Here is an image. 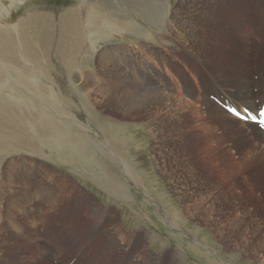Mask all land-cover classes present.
I'll use <instances>...</instances> for the list:
<instances>
[{
    "label": "rangeland",
    "instance_id": "1",
    "mask_svg": "<svg viewBox=\"0 0 264 264\" xmlns=\"http://www.w3.org/2000/svg\"><path fill=\"white\" fill-rule=\"evenodd\" d=\"M167 1H170L168 3L170 9L165 10V13H160L162 15L161 23L155 21L154 26H150L139 15L133 17L134 15L130 10L125 11L126 0H0V53L6 56L8 61L12 62L13 60L12 63L15 67L19 66L17 59L22 63L24 62L22 46L26 32L20 26L23 21L29 18H45L51 22L56 20L58 22L62 13L75 12L77 9L86 7L92 11L91 15L88 16L89 18L86 19L88 22L84 24L89 31L94 33L99 31L102 35H109L112 29L111 36L115 37L116 41L110 43L112 48L110 52L113 54L108 57L116 58L111 65L119 73L120 87L126 84L127 89L137 87L138 85H135L134 80L141 79L140 74L133 72V68L129 67L130 64L124 61V58L121 61L122 52L120 50H122L121 44H123L132 47L131 51L134 50V58L141 59L145 56V60L151 63L152 67H149L150 77H153L155 81L168 84L169 87L172 86L171 89L174 88L172 96L163 95L165 100H162L161 106H146L147 104L141 101L143 104H141V109L134 110L130 117H123L121 113L113 112L114 107L112 106L110 107L112 111H109L108 107L111 104L108 102L109 98L105 99L96 92L97 95L94 96L93 90L90 91L92 95L89 93L90 97L87 88L85 90L86 83H91L84 77L85 72L90 73L91 80L98 81L96 82L97 86L103 87L102 83L107 82L106 79H101L97 74L103 76L98 71V65L103 64L101 54L108 42L106 41V43L102 37L98 39L96 36L92 37L93 43L96 45L94 54L84 55L81 61L86 62L84 65L88 66L89 69H78L73 74L60 76V78L67 77L66 79L71 81L70 85L67 80L65 83L55 73V66L61 64L59 59L55 63L53 61L51 65L48 64L53 59V54L56 53V50L53 49L54 46L48 47L49 51H54V53L48 52L52 58L47 57V60H42L45 63L43 66H50L51 70L49 69L50 71L48 70L43 78L37 76L42 86L41 89L38 85L31 87L30 90L23 89L16 85L15 81L7 78L9 76L7 72L0 74V125L4 130L7 128L6 122L10 123L11 128H13L12 134H18L19 141L22 138L27 140V145H15L17 142H9L5 138L6 135L0 133V236L6 238L5 232L7 230L14 232L13 237L9 238V242H7L9 246L13 244L14 248L0 249V264H98L96 259L95 261L88 260V252L79 250V248L84 243H91L90 239L94 233L97 234L102 231L106 233L107 228H111V239L117 238L114 236L117 226L119 228L128 227V229H132L129 230L130 232H136L140 228L144 230L148 228L150 237L153 233L152 237L156 239L153 240L154 242L161 243L168 240L174 246V261L172 263V260L169 259L168 264H224L220 259H225L230 264H264V178L259 177L258 171L252 167L249 161L242 169L241 161L238 158L240 156L239 148L232 143L231 139L226 140L227 137L223 134L228 135L230 133L225 132V126L222 123L210 122L211 125H208L209 120L201 118V114H197L200 113L199 111L204 114H211L201 99V90L205 87L201 80L204 73L201 68L203 61L197 58V53H195L191 42L181 41L176 36L177 33H181L179 29L176 31V26L168 27V24L174 19L175 10L181 3L196 9L195 23L199 17L197 12L203 7L206 9L204 10L207 15L205 20L208 23L204 35L207 44L211 45L207 49L212 52V55L215 53L219 55L214 61L219 60L220 49L228 50L231 45H246L254 53H249L247 61L239 63L237 67L244 66L247 68L254 82H258L260 79L264 82V77H262L264 76V0ZM92 5L95 8H89ZM103 10L106 12L104 13ZM105 14L108 15V19H105ZM92 15L99 24H104L105 21L107 24L110 20L116 21L122 15L132 18L139 27L138 29L146 33L145 37L140 35L138 30L135 33L120 31L116 25L107 24L108 27L106 26L103 30L97 29V26L95 27L90 23ZM178 17L182 20L186 18L183 15H178ZM99 20L102 21L98 22ZM185 25L189 31L196 30L197 27L187 20ZM218 30L222 33L220 34ZM44 31L46 40H50L54 36V29L51 31L45 26ZM165 33L167 35L163 36ZM125 34L127 35L124 38ZM162 37L168 42L161 40ZM85 45V48L88 49V44ZM244 47L239 46L238 52L246 53L247 50H242ZM208 51H206L207 54H209ZM223 54L222 60H226L225 65H227L229 63L227 61L231 62L227 56L230 57L231 55L229 52H223ZM261 54H263L262 57ZM256 57H261V60L259 61ZM254 59L257 64L250 61ZM134 60L137 62L136 59ZM211 62L213 59H210L207 62L209 64L205 63V65L209 67ZM14 66L11 67L10 65V68L15 77H18L21 67H17L16 70ZM13 74L10 73V78ZM163 74L166 78L162 77ZM57 78L58 80H56ZM185 80H188L190 85V95L185 92L187 90ZM230 80L234 83L232 79ZM31 81L34 79L32 78ZM113 82L119 83L118 80H113ZM207 82L212 84L210 78L207 79ZM167 92L170 93V89ZM167 92L166 94H168ZM86 97L91 100L98 99L94 102H88ZM40 98L45 99L46 102ZM69 98L80 106L81 112L77 114L75 111L73 113L69 107L62 104L60 112L56 113L57 105L61 102L57 99ZM110 98L115 100L117 98L116 101H121L122 96L121 94L118 97L112 95ZM167 99L172 101L169 108L166 105ZM211 99H214L216 104L224 109L217 95L211 96ZM261 100L262 97L256 98L254 102L260 105ZM138 101L140 100H134L132 104ZM235 107L238 112L243 114L246 112L239 105H235ZM162 109L164 110L161 111ZM195 109L198 111L197 113ZM192 110L195 111L194 116H197L192 117L193 121L190 115ZM227 113L234 116L229 110ZM107 114H115L113 119L119 116L122 121L103 119L109 116H106ZM178 117L184 120L182 124L176 122L179 120ZM209 117L211 116L209 115ZM235 118L237 121L234 123V128L231 129V133H238L236 134L237 138L242 135L251 141V136L247 133L249 130L242 124L243 120L236 116ZM101 119L102 121H100ZM197 119L199 120L196 121ZM105 120L110 122H104ZM75 121H79L83 125L81 123L76 124ZM50 122H55L54 125L58 124V130ZM196 122L204 124L201 123L202 125H200L199 123L197 125ZM203 125L207 126L204 127ZM84 126L93 130L83 131L82 127ZM193 127L195 128L193 129ZM207 127L210 129L209 131ZM100 128L102 130L109 129L107 131L113 135L115 145L133 143L130 144V147L126 146L128 160L125 159V162L131 166L135 164L137 173L140 175L139 184L142 190L139 186L140 189L134 186L135 183L131 180L130 184L129 182L123 183V186H126V193L121 192L123 190L121 189L122 186H119L121 181L129 178L122 172L113 157L111 159L105 154L104 146L98 142L100 138L107 137H99L95 134L101 130ZM191 129L195 132L194 134L192 131L190 132ZM201 135L204 136L201 137ZM42 137L44 143L40 142ZM62 138H69V147L65 148L64 155L58 154L59 152L50 146L52 145L51 142H56L57 139H60L57 141H62ZM112 138L109 141H112ZM206 138L208 139L206 140ZM130 139L132 140L129 141ZM205 140L207 141L206 144ZM208 145H211L213 150L215 149L214 152L210 151L212 148ZM112 150H114L112 152L118 153L115 147ZM97 156L99 157L97 158ZM104 156L106 157L104 158ZM24 167L33 171L29 182L27 180L29 176L22 175L23 172L17 170ZM254 173L258 174L260 179H255L252 175ZM14 175L16 176L14 177ZM128 184L129 186H127ZM148 192L151 200L154 198V202L163 207L165 203L171 206L164 208V211L168 213V219L173 221L176 226L177 222L171 219V212L175 217L174 208L177 206L181 213L184 212L187 215L185 225L183 224L184 228L182 227L187 232L186 235H181L176 231L177 229L167 226L166 220L157 205L145 198L144 193ZM124 195L128 196V199L122 198L127 203L129 202L130 211L126 213L128 217L122 220L116 209L120 205L118 198ZM108 205H110L111 210L116 211V217L102 219L96 215L94 219L88 220L87 226L82 224V221L85 220L81 218V215L80 218L73 215V213L86 211V207H88L94 216L98 210H106ZM186 205L191 207L189 208L190 212L195 209L193 217H189L186 213ZM35 219H42L43 225L41 222L40 226L38 223V227H33ZM23 220L29 221L31 226H23ZM193 227L197 228V231L188 230ZM92 231H94L93 234ZM33 232H36L35 237H31ZM58 233L61 234V238L65 242H72L73 250L52 248L56 236H60ZM54 234L57 235L54 237ZM83 238L84 240H82ZM123 238L126 242L134 239L130 234H126ZM135 238L140 240L141 236L137 235ZM191 238L193 239L191 240ZM137 239L135 242L138 241ZM212 240L217 242L215 250L216 253L218 252V258L210 254L209 248L214 247ZM75 241L79 242L77 246L74 244ZM3 244L5 243H0V246H4ZM207 244H209V248L206 247ZM253 252L257 253V257L254 256L255 253ZM161 260L160 254H152L151 258L150 256L135 258V264H161ZM129 262L131 261L129 260Z\"/></svg>",
    "mask_w": 264,
    "mask_h": 264
},
{
    "label": "bare ground",
    "instance_id": "2",
    "mask_svg": "<svg viewBox=\"0 0 264 264\" xmlns=\"http://www.w3.org/2000/svg\"><path fill=\"white\" fill-rule=\"evenodd\" d=\"M169 2L167 0H126V6L127 7H126L125 11L128 12V10H130L131 13L134 15L133 17H135L136 15H139V17H141L146 22H148L150 24V26H154V22L155 21H157L158 23H161V21H162V18H161L162 15L160 13H163L165 10H167V9L169 10L170 9V5L168 4ZM90 7L95 8L93 5L92 6H89V8ZM101 8H102V6H101ZM103 8H106V7H103ZM69 9H71V8H69ZM98 9H100V8H98ZM105 10H103L104 13L106 12ZM204 10H206V9H204L202 7L197 12V16H199V17H197L196 23H195V13H196V9H193L192 6H188L187 7V4L184 5V3H181L178 6L177 10H175L176 12H175V15L173 17L174 18L173 21L171 23H169V24L167 23L168 24V27L176 26L175 27L176 28V31H177V29L180 30L181 33H177L176 36L181 41L191 42L193 48L195 49L194 50L195 53H197V58L198 59H201L203 61V62H201L202 63L201 64V68H202V70H203L204 73L202 74V79L201 80H202V84L205 85V87L202 88V90H201V92H202V94H201V97L202 98L201 99H202V102H203L205 108L208 109L211 114H209V113L204 114L202 111H199L200 113H197L198 111L195 109L196 110V113L197 114H201V118H205V119L207 118L209 120V122L206 121L208 123V125H211L210 122L222 123L226 127V128L224 127L225 132L226 133H230L228 135H225V134L222 133L224 136L227 137L226 140L231 139L232 143L233 144H236V146L239 148V154H240V156L238 158H239V161H241V167H242V169L245 167L246 163H248V161H249L252 164V167H254L258 171L257 173H259V177H262V179H263L264 178V130L261 128L260 125H257L255 123H253L251 120H247V122L245 120H243L242 124H243V126H245L249 130V132H247V131L246 132L248 133V135L251 136V141L247 140L242 135H239L238 138H240V141H238V138L236 136V134H238V133H234V134L231 133L232 132L231 129L234 128V123L237 120H236L235 116H232V115H230V114L227 113L228 112V109L229 110H237L236 107H235V105H239L244 111H248V112L254 113L258 117V114L257 113L261 109L262 104L264 102V82L261 79L258 82H254L253 77H251V74L249 75V72H248L247 68H245L244 66L237 67L239 63L246 62L247 61V56L250 55L249 53H254V51L253 50H249L248 49V46H246V45H239V46H243V47L245 46L242 50H247L246 53H239L238 52V50H240L239 46L238 45H231V46H229V49H228L229 51L227 49H225V50L220 49L221 50V52H220V58H219L218 61H214V60H216L218 58L219 55H217L216 53H215V55L214 54L212 55V52L210 50L208 51V49H207L211 45L209 46L207 44L208 42L206 41V37L204 35V32H205V30L207 29V26H208V23L205 20L207 18V15H206V12ZM91 12L92 11L90 9H88L86 7H83V8L77 9L75 12L69 11L68 13H62L59 16V19L60 20L58 22H56L57 20L55 22H51V21H49V20H47L45 18H39V19L29 18L26 21H23L20 24V26H22L23 30L26 32V38H25V41H24L23 46H22L23 51H24V62L22 63V61H20V60L17 59V65H19L17 67H21V70L20 71L18 70L19 71L18 72L19 75L17 73L18 77H15V75L12 72V69L10 68V65H11V67L14 66L13 63H12L14 61L13 60H12V62L8 61V58L6 56L2 55L1 53H0V70H2V71H0V74H3V72H7V75H9V76L8 77L6 76V77L9 78V79H11L12 81H15L16 82V85H18L19 87H21L23 89L25 88L26 90H30L31 87H35V85H38L39 86V89H41L42 86L40 85L39 80L37 79V76H39L40 78H43L44 75L51 68L50 66H49L50 68L47 67L46 65L43 66L45 63L42 60H47L48 59L47 57H51L52 58V56L49 55L48 52H53L54 53V51H52V50L49 51L48 50V47L54 46L53 49L56 50V53L53 54V59L54 60L51 59V62H49L48 64L51 65L53 63V61L55 63V61L57 59H59V62H61V64L59 66H55V73H57L59 75V78H60L61 75H69L70 73L73 74L78 69H80V70H88L89 69L88 66L84 65V63H86V62H81L82 61V57L84 55H88L89 56L90 53L94 54L93 52L96 49V47H95L96 45L93 43V40H94L93 38H94V36H96V38H98V39H101V37H102V39H104L105 42L107 41L108 43L106 42L107 45H105L106 47L104 48V51L101 54L102 55V59H103V64H99L98 65V71H100L103 74V76H101V74H97V75L100 76L101 79H106L107 82H103L102 83L103 87L102 86H97V83L96 82H98V81L95 82V81L91 80L90 79V73L89 72H85L84 73V77L86 79L90 80L91 83L95 84V85H93L91 83L90 84L89 83H86L85 90L87 88L88 95H89V93L92 95V92H90V91L93 90V95L94 96H96L97 95L96 93H98L102 97H104L105 99L106 98H109V101L108 102H109V104L111 103L109 105V107H108V103H107V107H108L109 111H111L110 107L112 106V107H114L113 112H119V113H121L123 115V117L124 116L130 117L132 115V113H133L134 110H138V108L141 109V104H142L141 101H144L145 104H147L146 106H157V105L161 106L162 105L161 102L164 99L163 98V95L166 96V97L172 96L173 95V92L172 91H174V88L171 89L172 88L171 85H170L171 87H169L168 84H164L161 81L160 82L155 81V79H153V77H150L149 76V74H150L149 67H152L151 63L148 60H145V58H144L145 56L142 57L141 59L134 58V56H133L134 55L133 54L134 50L131 51L132 47L131 46H127V45H123V44H121L122 45V50H120L122 52L121 55H120L121 56V58H120L121 61H123V58H124V61H127L130 64L129 67H132L133 68V72H137V73L140 74V78L141 79H135L134 80L135 85H138L137 87L135 86L133 88L127 89L128 88L126 86L127 84L124 85L123 87H120L121 84H120V81L118 79V74L119 73L116 71V69H114V66L111 65V63H113L116 60V58L115 57H108V56H111L113 54V52H110V50L112 49L110 47L111 46L110 43H113V42L116 41L115 40V37L111 36L112 35V29L110 30L111 34H109V35H106V34L105 35H102L101 32H99V31H97L98 33H94L92 31H89L87 29V27L84 26V24L88 22V21H86V19L89 18L88 16L91 15ZM45 13H47V12H45ZM117 15L118 14L116 13V16ZM178 15H181V16L183 15V17H186V18L184 20H182V19H180L182 17L179 16L180 17L179 18ZM97 16H101V15H97ZM107 16L108 15H106V14L104 15L105 19H108ZM94 19H95V17L92 15L90 17V23H92V25H95V27L97 26L98 27L97 29L103 30L107 26V24H108V25H113V26L116 25V26H118V28H119L120 31H128L130 33H135L138 30L139 33H141L140 35H144L143 37H145V34H146V33H143L144 31L141 32L138 29L139 27L136 25L134 19L129 18V17H126V16H123V15H122L121 18L119 17L118 20H116V21L110 20L107 24L105 23L107 21H105L104 24H99ZM102 20H99L98 22H101ZM186 20L189 23H192V24L197 25L196 30L189 31V29L185 25L186 24ZM45 26L48 27L51 31H52V29H54V36L50 40H46L44 38L45 37V31H44V27ZM168 27H167V29H168ZM14 28L16 30V27H14ZM1 31H3V30H1ZM167 32H169V31H167ZM218 32L220 34L222 33L220 30H218ZM9 33H11V31H9ZM126 35L127 34L124 35V38H125ZM165 35H167V33H165L163 36H165ZM114 36H115V33H114ZM169 36L171 37V34H169ZM17 38H18V36H17ZM122 38H120V39H122ZM87 39H90V40L87 41ZM160 39L163 40L164 42H168V41H166V39L164 37H162ZM84 40H85V42H83ZM85 44H88V46H89L88 49L85 48V46H86ZM0 47H1V44H0ZM119 47H120V45H119ZM223 48H224V46H223ZM191 51H193V50H191ZM206 51H208L209 54H207ZM223 52H229L230 55L232 56V57L230 56L231 58L229 56H227L231 60V62L230 61H227V62H229L227 65H225L226 60H222V54H223ZM262 55L263 54H261V57H262ZM79 56H81V57H79ZM162 56H164V55H162ZM135 57H137V56H135ZM261 57L260 58L259 57H256V58L260 61L261 60ZM10 58H11V56H10ZM78 58H81V59L79 60ZM84 58H86V57H84ZM134 59H136L137 62H135ZM210 59H213V62H211L210 63V66L207 67L205 65V63H207ZM250 61H252L253 63H256L257 64V62L255 61V59L254 60H250ZM62 62H64V63H62ZM97 62H99V61H97ZM207 64H209V63H207ZM17 67H15L16 70L18 69ZM175 69H178V68H175ZM153 72H155V71H153ZM10 73L13 74V75H11V78H10ZM131 73H130V75H132ZM162 77L163 78H166L164 74H163ZM229 77H230V79H232L234 81V83L229 79ZM262 77H264V76H262ZM32 78L34 79V81H31ZM66 78L67 77L60 78V79L61 80H64V82L67 80V82L70 85L71 81L68 80V79H66ZM96 78L98 79L97 76H96ZM209 78L211 79L212 84H211V82L210 83L207 82V79H209ZM56 80H58V78ZM113 80L114 81H117L118 80L119 83H114ZM185 82H186V86H187V90L185 92L188 95H190L191 92H190V85L188 83V80H185ZM124 83H126V82L124 81ZM55 85H56V83H55ZM55 88H56V86H55ZM169 89H170V93L167 92V90H169ZM85 90H83V91H85ZM166 92L168 94H166ZM70 93L72 95V92H70ZM120 94L122 96L121 101H116L117 98H116V100L114 98H110L112 95L114 97L115 96L118 97V95H120ZM213 95H217V98L219 99L220 103L224 106V109L227 112L224 109H221V107H219L216 104V102L214 101V99L213 100L211 99V96H213ZM260 97H262V100L260 102V105H258V104H256L254 102V100H256V98H260ZM175 98H177V97H175ZM86 99H87L88 102H94V101H97L98 98L97 99L95 98L94 100L93 99L91 100L90 98L86 97ZM41 100L44 101V102H46L45 99H41ZM57 100L58 101H61V102H59L58 105H57V112L56 113H59L60 112V107H61L62 104L65 105V106H67V107H69L71 109V112L73 111V113L75 111L77 112V114L81 112L80 106L77 105L76 102H73L72 99L69 98V99H57ZM134 100H140V101H138L135 104H132V101H134ZM172 100H174V99H172ZM179 100H180V98H179ZM171 102L172 101H170V100L167 101V103H166V105L168 106V107L166 106L167 108H169V106L171 105ZM183 103H184V101H183ZM163 104H164V102H163ZM192 105H193V103H192ZM160 108H162V107H160ZM160 108H158V109H160ZM164 109H162L161 111H163ZM185 109H186V107H185ZM191 112H192L190 114L191 115V118L192 117L193 118L194 117H197L196 115L194 116V114H193L195 112L194 110H192ZM223 112H225V113H223ZM68 114H69V111H68ZM222 114H226V115H222ZM209 115L211 117H209ZM243 115L244 116H247L246 113H244ZM110 116H113V115H109L108 117H110ZM193 118L191 119L192 121H193ZM201 118H200V120H201ZM223 118H225L226 120H224ZM109 120H111V119H109ZM198 120L199 119H197L196 121H198ZM176 122H181V124H182V122H184V120L183 119L181 120L179 118V120L176 121ZM50 123H52V126L55 129L58 130L59 125L57 123H56L57 125H54L55 122H50ZM70 123L73 124L72 122H70ZM74 123L80 124L81 122L75 121ZM199 123L200 122H196L195 124L199 125ZM201 123H200V125L204 124L205 121H204V123H202V124ZM6 124H7V128H5L4 130L2 129V127L0 125V133H3L4 135H6L5 138H7V140L9 142H14V143L17 142L15 145H20V144H23V146L24 145H27L26 138H25V140H23L24 138H22V140L19 141L20 139L18 138V134H12L13 128H11V124L8 123V122H6ZM205 126H207V125H205ZM102 128H100L101 130L99 132L95 133V134H97L99 137H101V136H103V137L107 136V137L106 138H100L98 142L101 145L104 146V148H105V154L107 156L111 157V159L113 157V160L120 166L122 172H124L126 174L127 178H129L128 180L126 179V180H122L121 181V184L119 185V186H122L121 189H123L121 192L122 193H126V189H125L126 186H123V183L129 182V184H130V181L131 180L135 183V184H133L134 186H137V187L139 186L141 188V186L139 184V180H140V177L139 176L140 175L137 173V168H135V166H134L135 164L131 166L130 164H128L127 162H125V159L128 160V155H127V152L125 150L126 149V146H129L130 147V144L132 145L133 143H126V144L120 143L118 145H115L116 144L115 143V140H114V138H112L113 135H111L110 132L107 131L109 129L102 130ZM194 128L195 127H193V129ZM82 129H84L83 131L93 130L92 128H88V126L87 127L84 126V127H82ZM200 129L201 128L199 127V130ZM207 130L209 131L210 129L208 128ZM191 131H192V129L190 130V132ZM195 131H197V130H195ZM194 133L195 132H193V134ZM210 133H212V132H210ZM202 136H204V135H201V137ZM90 137H94V136H90ZM109 137L112 138V141L111 140L109 141V139H110ZM41 139H40L41 140L40 142L41 143L42 142L44 143L43 137ZM121 139H123V138H121ZM207 139L208 138H206V140ZM57 140H60V139H57ZM57 140H56V142H51L50 141L52 143V145H50V146L53 147L54 149H56L59 152L58 154L64 155L65 154V152H64L65 151V148L67 149L69 147V138H62V141H57ZM131 140L132 139H130L129 141H131ZM206 140L204 141L205 144L207 142ZM210 140H212V139H210ZM208 143H209V141H208ZM47 144H49V142H47ZM210 144L212 145V143H210ZM211 145H208V146L211 147ZM212 146L214 147V145H212ZM95 147L97 148V146H95ZM114 147H115V150L118 153L112 152V151H114V150H112V148L114 149ZM213 147H211L212 150H210L212 152H214V150H215V149L213 150ZM97 149H100V148H97ZM198 150H200V149H198ZM201 155H203V154H201ZM92 157L94 158V156H92ZM98 157L99 156H97V158ZM105 157L106 156H104V158ZM123 159H124V161H123ZM204 161H205V159H204ZM206 163H208V162H206ZM218 163H219V161H218ZM121 164L123 165L122 167H121ZM207 167H209V165H207ZM119 171H120V169H119ZM210 172L212 173V170ZM86 173H88V172H86ZM141 173H142V171H141ZM252 175H254L253 177H255V179H260L258 177V174H255L254 173ZM129 184L127 186H129ZM141 190H142V188H141ZM148 194H149V192L148 193H144L145 198L147 200H149L150 202H154L153 201L154 198H152V200H151V198L149 197ZM179 201H180V199H179ZM162 203H163V201H162ZM154 204L157 205V207L159 208V211L161 212L163 218H165L166 223H167V226L173 227V229H177L176 231L179 234H181V235H186L187 234V232L182 229L183 224L185 225V221L187 220V215H185L184 212L181 213L179 211V208H177V206L174 208L175 209L174 210L175 217H173V213L171 212V216H172L171 219H173L174 221L177 222L176 223L177 226H176L173 223V221H170L168 219V217H167L168 213H166L164 211V208H170L171 206L170 205H167L166 203H165V206L164 207L162 205L156 203V202H154ZM171 204H173V203H171ZM186 207L187 208L185 210H186V213L188 214V216L189 217H193L194 216V213H195V209H193L192 212H190V209L189 208H191V207L189 205H186ZM205 216H207V215H205ZM184 217H186V218H184ZM188 230H190V231H194V230L197 231V228L193 227V228L188 229ZM188 237H189V235H188ZM192 239L193 238H191V240ZM237 239H239V238H237ZM7 241L8 240L5 237H3L2 235L0 236V243L7 244ZM212 241H213L212 244H213L214 247L213 248L210 247L209 244H207L208 246H206V247H208V248L210 247L209 248L210 249V254H212V256L215 255V256H217L216 258H218V255H217L218 252L216 253V250H215V247L217 245L216 244L217 242L216 241L214 242V240H212ZM238 246H241V245L238 244ZM209 249H208V251H209ZM253 253H255L254 256L257 257V253L256 252H253ZM256 257H254V258L256 259ZM220 261H222L224 264H230L229 261H227L225 259H223V260L220 259Z\"/></svg>",
    "mask_w": 264,
    "mask_h": 264
},
{
    "label": "crops",
    "instance_id": "3",
    "mask_svg": "<svg viewBox=\"0 0 264 264\" xmlns=\"http://www.w3.org/2000/svg\"><path fill=\"white\" fill-rule=\"evenodd\" d=\"M106 116H108V114ZM114 116H115V114L111 117L103 118V119H111L112 120ZM113 120L122 121L119 116H116V119H113ZM104 122L108 123L110 121L105 120ZM17 170H21L23 172L22 175L29 176V178L27 180H28V182L30 181V176L33 175V171L31 169L24 167V169L22 168V169H17ZM15 176L16 175H14V177ZM44 193H46L45 190H44ZM122 197L124 199H128V196H126V195L120 196L118 198V203L120 205H119V207H117L116 211L119 212L120 218L122 220H125L126 217H128L126 215V213H128V211H130V205H129V202L127 203V201H124ZM109 207H110V205H108V208L105 207L106 210H98L94 216H93V213L89 211L88 207H86V211L73 213V215L76 216L77 218H80V215H81V218H83L85 220V221H82V224L84 226H87L88 220L94 219V217L96 215H99L100 218H102V219L110 218L112 216L116 217V211L111 210ZM88 215H90V218H88ZM41 222L43 225L42 219H35L33 227H38V223L40 226ZM27 225L31 226L30 222L23 220V226H27ZM129 230H132V229H128V227L119 228L117 226L116 230L114 232V236L117 237L115 239L114 238L111 239V237H112L111 228H107L106 233L104 231H102V232H98L96 234V233H94V231H92V234L94 233L93 234L94 236H92L90 239L92 242L89 244L84 243L79 248V250H86L88 252L87 259L93 260V261H95V259H96L98 264H131L132 262L135 264V258H137V257L143 258V257H148V256H150V258H151L152 254H160L161 255V259H162L161 264H168L169 259L172 260V263H173V261H174V255H173L174 249H173V247L174 246L171 245V243H169L168 240H166L165 242H161V243L154 242L153 240H156V239H154L152 237L153 233L150 237V230L148 228L146 230L140 228L136 232H134V231L130 232ZM133 230H135V229H133ZM5 233H6L5 236H6L7 240H9V238L13 237V235H14V232H10L9 230H7ZM126 234H130L131 236H133L134 239L130 242L129 241L126 242L125 239L123 238L126 236ZM35 235H36V232L31 233V237H35ZM56 235L57 234H54V237ZM58 235H60V236H58V237L56 236L54 246L52 248L58 249V250H73L72 242H65L64 240H62L61 234L58 233ZM96 235H97V237H95ZM137 235L141 236L140 240L135 238ZM135 239H137L138 241L135 242ZM82 240H84V238ZM90 240H88V241H90ZM7 242H9V241H7ZM74 244L77 246L79 244V242L75 241ZM3 245L6 247L1 245L0 249L1 248H7V249H13L14 248L13 244H12V246H9V243L3 244ZM129 260L131 262H129Z\"/></svg>",
    "mask_w": 264,
    "mask_h": 264
}]
</instances>
